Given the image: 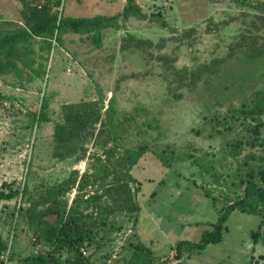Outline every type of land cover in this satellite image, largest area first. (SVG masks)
<instances>
[{"label": "rangeland", "instance_id": "1", "mask_svg": "<svg viewBox=\"0 0 264 264\" xmlns=\"http://www.w3.org/2000/svg\"><path fill=\"white\" fill-rule=\"evenodd\" d=\"M34 1V0H30ZM127 0H63L65 16L93 17L121 13ZM263 1L264 0H256ZM147 20L130 18L121 28L106 33L104 48L94 50L78 35L63 37L61 46L45 44L34 47L37 66L46 72L34 82L30 76L17 79L0 76V191L3 185H28L32 194L55 186L72 171L80 175L95 170L96 158L105 160L104 147L88 144L84 161L60 160L55 151L54 128L61 121L62 107L67 103L99 100V88L106 99L114 94L121 114H134L143 120L142 110L157 116L159 126L147 132L134 130L121 141L115 162L124 148H136L141 142L150 152L132 170L139 184L137 214L122 213L111 218L105 239L98 249L88 248L91 261L99 263L132 243L148 246L163 264H264V244H255L253 232L262 218L233 212L220 243L210 244L192 257L176 258L175 246L181 240L199 242L205 230L212 229L219 214L213 199L220 189L213 177L203 176L191 159L164 166L153 152L166 149L178 155L201 158L214 171L234 176L236 166L225 157L228 149L224 136L213 132L209 117L225 113L243 99L244 87L239 80H228L241 69L235 62L244 37L264 43V12L242 7L233 0H137ZM19 0H0V24L22 25ZM166 23V27L162 26ZM6 28L9 26L6 25ZM128 33L153 41L154 45L121 49ZM161 57L171 58L174 67L199 70L214 60H225L222 73L197 88H184L180 99L174 93L178 84L169 88ZM259 74L262 67L253 66ZM49 121H34L43 111ZM151 116V117H152ZM232 139V138H231ZM222 184L224 191L228 187ZM131 187L138 186L132 182ZM212 194L207 197L205 190ZM91 190V189H90ZM224 193V192H223ZM76 191L68 195L72 201ZM226 193H224L225 196ZM221 199V197H220ZM217 199V208H222ZM22 200L0 201V235L21 255L35 250L32 233L26 226L13 229L11 212ZM264 237V226L261 229ZM98 238V241H100ZM2 256L0 264H2Z\"/></svg>", "mask_w": 264, "mask_h": 264}, {"label": "trees", "instance_id": "2", "mask_svg": "<svg viewBox=\"0 0 264 264\" xmlns=\"http://www.w3.org/2000/svg\"><path fill=\"white\" fill-rule=\"evenodd\" d=\"M19 2L22 4L20 15L23 24L17 28H10L13 23L10 21L0 24V76L13 75L20 79L28 75L31 82L46 74L36 67L37 61L33 57L36 44L43 43L50 50L54 43L61 46L65 35L74 34L89 42L94 50H101L106 33L121 28V21L127 22L132 17L148 18L137 0H127L121 13L93 17L65 16L60 10L63 0ZM233 2L264 12L263 1ZM162 26L166 27V23L162 22ZM125 40L121 44L122 50L130 46L154 45L153 41L137 38L132 33H128ZM239 49L240 55L235 62L241 69L228 80L241 82L243 99L225 113L219 111L209 117L212 131L224 136L228 145L225 157L232 159L236 166L234 176L217 173L214 167L201 162V158L181 156L171 149L153 152L166 167L191 159L203 176L213 177L221 188L217 199L222 201V208L218 209L216 197L213 199V208L219 214L217 221L212 223L211 230L203 232L199 242L181 240L176 243L175 253L179 261L201 253L210 244L220 243L227 231L226 224L235 211L262 218L259 230L253 232V240L255 244H264L261 234L264 226V72L259 74L252 69L259 66L264 70V43L244 37ZM161 60L167 72L169 88L174 83L178 84L174 93L176 100L180 99L184 88H197L200 83H208L214 76L220 75L225 62L214 60L202 65L199 70L190 71L174 67L171 58L161 57ZM99 94V100L63 105L61 121L54 128L56 146L53 156L60 160L75 158L77 162L84 161L90 142L104 147L105 160L96 158L94 171L80 175L78 170H74L59 184L37 191V194H32L26 184L1 187L0 201H23L11 212L13 229L23 222L26 232L32 233L31 244L35 247L32 253L21 255L0 235V257H4L2 264H163L142 242L132 243L99 263L91 261L90 255H87L89 247L96 245L100 248L105 235L99 238L98 234L109 229L113 216L140 211L136 194L140 182L132 175V170L150 152V147L141 142L136 148H124L113 162L119 143L132 131L139 130L142 134L143 131L156 129L160 122L147 110H142L143 120L134 114H121L114 94L105 107L106 99L100 88ZM5 100L0 95V102ZM47 108V103L43 102V111L34 121L39 124L49 121L44 113ZM132 182L137 184V190L132 189ZM222 184L228 187V192L224 191ZM204 190L206 196L212 198L211 192ZM73 191L76 194L70 203L67 197Z\"/></svg>", "mask_w": 264, "mask_h": 264}, {"label": "built area", "instance_id": "3", "mask_svg": "<svg viewBox=\"0 0 264 264\" xmlns=\"http://www.w3.org/2000/svg\"><path fill=\"white\" fill-rule=\"evenodd\" d=\"M82 251L86 254V251H85V249H82ZM2 259H4V257L2 256Z\"/></svg>", "mask_w": 264, "mask_h": 264}, {"label": "crops", "instance_id": "4", "mask_svg": "<svg viewBox=\"0 0 264 264\" xmlns=\"http://www.w3.org/2000/svg\"><path fill=\"white\" fill-rule=\"evenodd\" d=\"M139 4V3H138Z\"/></svg>", "mask_w": 264, "mask_h": 264}]
</instances>
